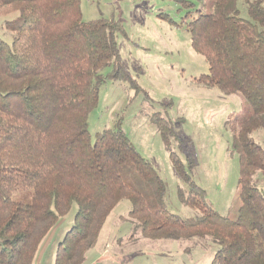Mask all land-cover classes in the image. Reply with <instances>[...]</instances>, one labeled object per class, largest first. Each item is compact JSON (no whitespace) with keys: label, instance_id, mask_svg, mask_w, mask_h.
<instances>
[{"label":"trees","instance_id":"1","mask_svg":"<svg viewBox=\"0 0 264 264\" xmlns=\"http://www.w3.org/2000/svg\"><path fill=\"white\" fill-rule=\"evenodd\" d=\"M237 1L212 0L188 31L191 48L208 65L197 84L241 98L240 112L227 122L240 163L238 205L235 215L214 211L170 151L186 184L179 201L198 211L183 219L164 208L163 181L119 127L90 142L87 118L105 80L101 71L111 66L107 79H129L118 62L119 25L83 21L80 0H0V15L19 17L11 44L0 39V264H33L73 205L72 226L52 264H84L122 200L131 203L134 232L145 238H209L219 247L211 264H264V196L253 184L256 173L264 175V150L251 137L264 130V5L243 0L245 20ZM152 122L168 149L172 128L158 114ZM26 190L24 201L12 199Z\"/></svg>","mask_w":264,"mask_h":264},{"label":"rangeland","instance_id":"2","mask_svg":"<svg viewBox=\"0 0 264 264\" xmlns=\"http://www.w3.org/2000/svg\"><path fill=\"white\" fill-rule=\"evenodd\" d=\"M254 1V0H249ZM263 5H264V0ZM212 0H80L83 21L103 19L117 23L118 62L129 76L126 81L101 71L96 106L87 118L90 142L96 133L119 127L135 150L146 159L166 187L164 208L183 219L198 211L182 205L178 190L186 184L176 175L170 151L184 164L185 172L204 191L207 204L222 216L235 215L238 205L240 163L232 149L233 129L228 119L241 110L239 95H223L216 88L198 85L208 73L204 58L193 51L188 24L210 9ZM239 17L248 20L247 3L238 0ZM18 14L0 15V39L12 42L11 28ZM134 82V83H131ZM158 114L170 128L168 149L152 115ZM264 150V130L251 134ZM130 183L129 178H124ZM253 184L264 196V175ZM30 190L12 195L24 201ZM131 203L120 201L111 211L84 264H211L218 245L209 238L158 240L134 232L129 217ZM76 206L60 220L40 254L39 264H52L57 244L72 226Z\"/></svg>","mask_w":264,"mask_h":264},{"label":"crops","instance_id":"3","mask_svg":"<svg viewBox=\"0 0 264 264\" xmlns=\"http://www.w3.org/2000/svg\"><path fill=\"white\" fill-rule=\"evenodd\" d=\"M49 236H50V234H49ZM49 236H47L46 237V239L43 241V243L41 244V246H40V248H39V250H38V252H37V254H36V256H35V259H34V262H33V264H39V261H40V254H41V252H42V249L44 248V245H45V243H46V241H47V239H48V237ZM92 249V248H91ZM90 249V250H91ZM89 252V251H88ZM87 252V253H88Z\"/></svg>","mask_w":264,"mask_h":264}]
</instances>
